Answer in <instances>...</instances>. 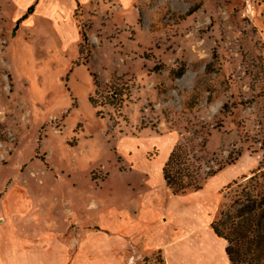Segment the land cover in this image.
Wrapping results in <instances>:
<instances>
[{
  "label": "rangeland",
  "instance_id": "rangeland-1",
  "mask_svg": "<svg viewBox=\"0 0 264 264\" xmlns=\"http://www.w3.org/2000/svg\"><path fill=\"white\" fill-rule=\"evenodd\" d=\"M77 20L88 40L62 48L0 0V231L33 218L75 246L96 231L95 209L143 196L158 224L175 216L183 234L207 235L239 185L264 175V0H134L126 12L110 2ZM126 139L148 140L141 160L123 153ZM179 144L202 178L223 167L199 191L149 182ZM210 255L230 263L216 239ZM141 264L167 262L154 250Z\"/></svg>",
  "mask_w": 264,
  "mask_h": 264
},
{
  "label": "crops",
  "instance_id": "crops-1",
  "mask_svg": "<svg viewBox=\"0 0 264 264\" xmlns=\"http://www.w3.org/2000/svg\"><path fill=\"white\" fill-rule=\"evenodd\" d=\"M6 1L12 8L16 22L33 7V13L27 16L22 26L38 30L46 26L54 41L67 49L73 45L78 47L82 41L77 20L79 14L86 16L88 10L101 9L110 2L117 10L126 12L134 0ZM147 147L149 142L146 139H126L121 144L123 153L129 158L130 150L135 148L134 161L143 158ZM165 160L166 156L159 163H153L154 174L149 177L152 186L165 182L162 173ZM148 170L149 166H143L138 176L146 178ZM160 197L161 194H158L157 199ZM175 204L172 203L173 208L169 212L178 210ZM95 214L96 231L81 234L75 246L71 245L68 234L47 232L42 228L35 231L37 220L33 218L27 223L16 224L13 233L0 231V264H141L142 257L154 250L161 251L167 264H215L217 258L214 260L210 255V243L216 239L220 252L226 248L225 240L214 233L212 223L209 233L203 236L192 234L193 230L190 234L178 231L182 228L178 227V217L175 216L170 223L158 224L161 210L143 196L134 204H130L129 200L105 211L95 209ZM21 224L27 228L24 229ZM142 249L144 251H140Z\"/></svg>",
  "mask_w": 264,
  "mask_h": 264
},
{
  "label": "trees",
  "instance_id": "trees-1",
  "mask_svg": "<svg viewBox=\"0 0 264 264\" xmlns=\"http://www.w3.org/2000/svg\"><path fill=\"white\" fill-rule=\"evenodd\" d=\"M197 9L190 10L187 16L195 13ZM33 10L31 7L18 23L23 22ZM82 38L85 42L88 40L84 32ZM172 73L176 78H181L185 67L172 70ZM117 95L115 93L113 98L117 99ZM91 102L97 105L94 98ZM228 164L231 165L232 162ZM222 169L220 167L218 171ZM200 171L199 159L182 144L174 147L162 169L166 186L174 194H184L188 190L199 191L202 184L218 172H210L202 178ZM263 177V174L254 175L248 179L247 184L239 185L241 188L234 200L212 222L214 233L226 242L225 252L230 264H264V185L259 186V179L263 180Z\"/></svg>",
  "mask_w": 264,
  "mask_h": 264
}]
</instances>
